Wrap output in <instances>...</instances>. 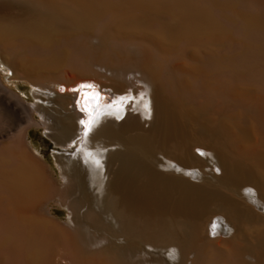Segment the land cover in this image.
<instances>
[{"label": "bare ground", "instance_id": "bare-ground-1", "mask_svg": "<svg viewBox=\"0 0 264 264\" xmlns=\"http://www.w3.org/2000/svg\"><path fill=\"white\" fill-rule=\"evenodd\" d=\"M0 53V264H264V0H0Z\"/></svg>", "mask_w": 264, "mask_h": 264}, {"label": "rangeland", "instance_id": "rangeland-1", "mask_svg": "<svg viewBox=\"0 0 264 264\" xmlns=\"http://www.w3.org/2000/svg\"><path fill=\"white\" fill-rule=\"evenodd\" d=\"M131 49L134 50V47H131ZM2 61L3 60L1 58V53H0V72L5 77L6 85L8 87L12 88L15 92H17L23 99L27 100L29 103L37 102V100L34 98L35 88L31 84H29L28 82H26L24 80H12L11 79V77H12L11 71H9V69L4 65V63ZM101 72H102L101 75H104L106 77L111 78V76H110L111 74L109 72H107L106 70H101L100 73ZM125 72H128V70H125ZM133 74H135V76L139 75L140 77L142 75H144V73L137 67L134 68ZM121 76L118 75V74H113V77L115 79H117V80H121V78L123 77V76L122 77ZM46 85L47 86H51L52 83L51 82H47ZM139 86H141V84H139ZM30 142H31V146H32L34 152L36 154H38V156H40L52 168L53 178H54L55 181L56 180L58 181V182L56 181V185L58 187L60 185H62L64 180L62 179L61 170H60V168L58 166L57 160H58V156H60V154L63 152V149L60 146H57L53 139L48 137L47 131L44 128L33 129L32 132H31ZM198 153L202 154V156L204 155L201 152H197V154ZM169 159H171L169 157V155L165 151H161L159 153V156L157 158V162L156 163H158L157 165L159 166L160 165L159 164L160 161L167 162ZM158 160H160V161H158ZM171 160L176 161L175 159H171ZM158 168L162 169L161 166H159ZM208 170L210 172L214 171V173L218 172V171H216L217 169L213 170V169L209 168V169H207V171ZM192 181H193V183H196L198 180H196V181L192 180ZM200 182L201 181H199V183ZM95 188H96V186L93 185V187L91 188V191H92L93 195H95V197H97V202L101 203L103 201L104 193H102L99 190H96ZM57 200L59 201V199L57 197H54L49 202L48 206L46 207L47 210L45 209L46 212L44 213V215H45L44 217L47 218V219L52 220L54 223L59 224L60 226L65 227V228L66 227L69 228L68 225L73 226V224L71 222V218L73 217V215L70 214V212L67 209V207L61 206L60 203ZM214 215L216 217V216H218V213H215ZM211 218H214V216L211 217ZM210 219L208 218V219H205L203 221V228H204L205 232L210 227V224H211V220ZM247 228H249V229L245 230L244 234L241 235V237L239 239L243 240V241L253 242V239H254V236H255V232L258 229L264 228V223L249 225ZM211 236H213V235L211 234ZM213 240L215 241V243H220L222 245H225V241L221 237H214ZM167 254L170 255L169 253H166L165 254L166 258L169 259V260H172L171 256H167ZM54 259L56 261H58L59 263H61V264H65V260H63L62 256H60L59 253H56Z\"/></svg>", "mask_w": 264, "mask_h": 264}, {"label": "water", "instance_id": "water-1", "mask_svg": "<svg viewBox=\"0 0 264 264\" xmlns=\"http://www.w3.org/2000/svg\"><path fill=\"white\" fill-rule=\"evenodd\" d=\"M94 93H96L95 95H99V94H97V91H95ZM99 97V96H98Z\"/></svg>", "mask_w": 264, "mask_h": 264}, {"label": "snow or ice", "instance_id": "snow-or-ice-1", "mask_svg": "<svg viewBox=\"0 0 264 264\" xmlns=\"http://www.w3.org/2000/svg\"><path fill=\"white\" fill-rule=\"evenodd\" d=\"M86 134V133H85Z\"/></svg>", "mask_w": 264, "mask_h": 264}]
</instances>
